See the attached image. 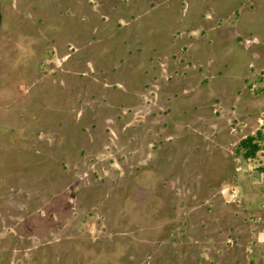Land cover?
<instances>
[{
    "label": "rangeland",
    "instance_id": "rangeland-1",
    "mask_svg": "<svg viewBox=\"0 0 264 264\" xmlns=\"http://www.w3.org/2000/svg\"><path fill=\"white\" fill-rule=\"evenodd\" d=\"M234 20L264 55V0H0V264H264Z\"/></svg>",
    "mask_w": 264,
    "mask_h": 264
},
{
    "label": "crops",
    "instance_id": "crops-1",
    "mask_svg": "<svg viewBox=\"0 0 264 264\" xmlns=\"http://www.w3.org/2000/svg\"><path fill=\"white\" fill-rule=\"evenodd\" d=\"M236 28H237L236 22L234 20L233 23L229 24L227 27L217 30L216 32L223 33L225 35L224 36L225 38L227 36L230 41L237 42L242 47V49L244 50L245 53H247L248 56L246 61V65L248 68H252V67L264 68V55L253 50L252 43L249 44L244 43L242 46V41L238 35V31L236 30Z\"/></svg>",
    "mask_w": 264,
    "mask_h": 264
},
{
    "label": "trees",
    "instance_id": "trees-1",
    "mask_svg": "<svg viewBox=\"0 0 264 264\" xmlns=\"http://www.w3.org/2000/svg\"><path fill=\"white\" fill-rule=\"evenodd\" d=\"M254 138L252 137H248L246 138L245 140H243L241 142V145L245 148H247V152L245 154L246 157H252L255 155L256 151H257V147L255 145H251V141L253 140Z\"/></svg>",
    "mask_w": 264,
    "mask_h": 264
}]
</instances>
